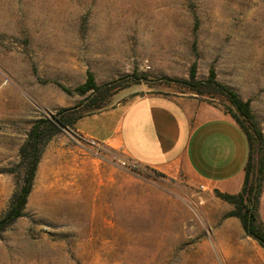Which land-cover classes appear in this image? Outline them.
I'll list each match as a JSON object with an SVG mask.
<instances>
[{"label":"rangeland","instance_id":"1","mask_svg":"<svg viewBox=\"0 0 264 264\" xmlns=\"http://www.w3.org/2000/svg\"><path fill=\"white\" fill-rule=\"evenodd\" d=\"M193 63L197 80L214 68L250 102L264 137V0H0V219L23 179L33 124L90 95L60 85L74 89L89 71L99 85L119 80L99 112L149 92L234 110L218 89L176 82ZM115 122L89 116L77 127L104 137ZM87 140L76 129L47 141L24 216L0 234V264H264V247L218 194L227 192L186 172L120 168L122 157L96 154Z\"/></svg>","mask_w":264,"mask_h":264},{"label":"crops","instance_id":"2","mask_svg":"<svg viewBox=\"0 0 264 264\" xmlns=\"http://www.w3.org/2000/svg\"><path fill=\"white\" fill-rule=\"evenodd\" d=\"M98 115L116 118L107 136L97 129L77 131L100 139L110 154L170 177L186 172L203 187L227 193L244 183L247 137L217 106L193 96L149 92L90 116Z\"/></svg>","mask_w":264,"mask_h":264},{"label":"trees","instance_id":"3","mask_svg":"<svg viewBox=\"0 0 264 264\" xmlns=\"http://www.w3.org/2000/svg\"><path fill=\"white\" fill-rule=\"evenodd\" d=\"M196 68V63H193L188 80L175 81L190 87L194 92L200 91L203 87H212L221 91L222 94L228 98L232 108H234V110L228 109L227 114L235 120L245 133L249 145V159L245 169V180L242 190L238 194L220 192H218V194L224 201L235 207V210L230 216L240 219L248 232V235L254 237L256 240L259 238L264 241V227L257 225L259 197L262 183L264 181L263 134L255 122L249 101H243L235 91L218 83L214 68L210 69L209 76L205 82L197 80ZM140 79L147 80L146 77ZM125 80L134 81L137 79H135L133 75H130L125 77ZM119 82V80L111 81L99 85L96 82L94 74L89 71L87 72L85 82L74 89H68L67 87L60 85L61 88L69 94H79L81 96H86L87 94L90 95L76 106L61 108L50 118L43 117L33 124L26 141L20 148L21 163L19 167L24 168V176L13 195L8 211L3 218L0 219V234L18 218L24 216V210L34 186L43 148L47 141L61 131H75L80 120L98 113L103 108V104L105 103L109 92L115 88H117V90L121 89L120 85H118ZM255 156H257L256 161ZM253 168H256L255 172L253 171ZM8 172L15 173L16 171L11 169ZM251 175H254L255 182L250 185Z\"/></svg>","mask_w":264,"mask_h":264},{"label":"built area","instance_id":"4","mask_svg":"<svg viewBox=\"0 0 264 264\" xmlns=\"http://www.w3.org/2000/svg\"><path fill=\"white\" fill-rule=\"evenodd\" d=\"M87 141L90 143V145H92L96 149V154L102 155L103 151L106 149L103 144H101L95 140L88 139ZM113 163L120 168L128 169L131 171L137 167L136 163H134L130 160H125V159H121V158L113 159ZM202 188H204V187L202 186Z\"/></svg>","mask_w":264,"mask_h":264},{"label":"water","instance_id":"5","mask_svg":"<svg viewBox=\"0 0 264 264\" xmlns=\"http://www.w3.org/2000/svg\"><path fill=\"white\" fill-rule=\"evenodd\" d=\"M257 240L264 246V241L262 239L257 238Z\"/></svg>","mask_w":264,"mask_h":264}]
</instances>
